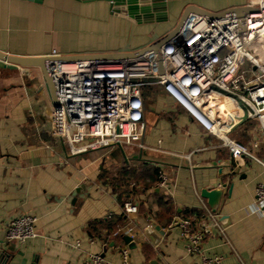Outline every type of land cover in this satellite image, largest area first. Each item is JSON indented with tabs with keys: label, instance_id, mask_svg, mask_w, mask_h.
Masks as SVG:
<instances>
[{
	"label": "crops",
	"instance_id": "0c3cea01",
	"mask_svg": "<svg viewBox=\"0 0 264 264\" xmlns=\"http://www.w3.org/2000/svg\"><path fill=\"white\" fill-rule=\"evenodd\" d=\"M164 1L167 20L139 23L113 13L107 0H0V50L45 56L56 49L57 57L136 50L171 32L191 6L220 12L256 0ZM44 80L37 66L0 67V249L11 255L7 264H87L90 253L121 264L122 247L134 264H264V216L250 211L256 186L264 182L263 165L230 156L160 85L144 91L141 145L72 154L46 131L40 106L51 95ZM230 135L249 145L259 138L252 119ZM255 152L264 157L262 142ZM118 170L121 179L112 183L108 175L119 176ZM121 185L136 186L138 193H120ZM127 199L139 205L138 240L131 243L118 235H129L126 220L120 225ZM208 212L220 219L225 236L209 234L200 253L190 252L173 222ZM26 213L37 216L38 235L8 241V221ZM155 225L166 231L157 243L145 231Z\"/></svg>",
	"mask_w": 264,
	"mask_h": 264
},
{
	"label": "built area",
	"instance_id": "2783aa9c",
	"mask_svg": "<svg viewBox=\"0 0 264 264\" xmlns=\"http://www.w3.org/2000/svg\"><path fill=\"white\" fill-rule=\"evenodd\" d=\"M246 7L243 30L234 13L214 18L190 13L161 46L162 69L155 50L129 57L50 62L57 101L47 94L41 102L46 131L64 142L72 154L113 144L141 145L146 130L144 90L160 85L221 140L219 146L230 156H247L264 166V157L255 152L260 142L264 145V68L250 55L261 59L260 53L264 52V0ZM252 7L257 10L252 11ZM254 44L260 47V53L255 51ZM51 55L57 56V50L53 49ZM247 119L256 122L259 133L258 140L251 145L230 135ZM166 184L168 175L161 171L160 185ZM123 211L126 232L135 236L139 205L127 199ZM250 211L264 216V182L256 186ZM37 219L28 213L12 217L6 227V239L24 243L36 237ZM173 223L180 226L190 252L200 253L209 234L225 236L220 219L211 212ZM120 253L121 264H134L128 247H122ZM86 262L113 264L101 253H90ZM241 263L245 264L244 260Z\"/></svg>",
	"mask_w": 264,
	"mask_h": 264
},
{
	"label": "water",
	"instance_id": "95a60500",
	"mask_svg": "<svg viewBox=\"0 0 264 264\" xmlns=\"http://www.w3.org/2000/svg\"><path fill=\"white\" fill-rule=\"evenodd\" d=\"M35 2H43V0H33ZM110 2L111 11L113 13H117L125 18L133 22L139 23H153L165 21L168 18V12L166 8V3L164 0H107ZM247 7H237L232 8L230 10H224L220 12H213L206 9H203L198 6L189 7L181 19V22L178 24L176 28H174L171 32H169L164 37L159 40L136 50L129 51H115V52H97L90 54H75V55H65V56H53V55H43V56H21L16 54H10L5 51L0 50V67L10 66L16 67L18 65L21 66H37L41 69L43 76L46 80L50 95L54 102L57 101L56 88L51 76V72L49 70V63L55 60H63V61H74L85 58H93V57H129V56H137L146 52L148 50H155L158 55V60L161 65V55L160 49L161 46L173 35L175 34L181 25L183 24L186 17L192 13H199L209 17H220L227 13L237 14L240 18L241 30L244 29L243 17ZM252 11L257 10L256 7L250 8ZM147 236L154 242L157 243L160 240L162 235L166 234V231L162 229L160 226H149L146 228ZM125 240L128 243L133 241H137L138 237L126 235L124 236ZM10 254L3 252L0 249V264H7Z\"/></svg>",
	"mask_w": 264,
	"mask_h": 264
},
{
	"label": "trees",
	"instance_id": "16d2710c",
	"mask_svg": "<svg viewBox=\"0 0 264 264\" xmlns=\"http://www.w3.org/2000/svg\"><path fill=\"white\" fill-rule=\"evenodd\" d=\"M152 87H147V88H145V90L144 91H146V90H148V89H151ZM128 172V171H127ZM157 172V171H156ZM155 171H154V173H156ZM117 173L119 174V176H116V177H114V175H113V173H109V175L107 174V173H102L101 174V176L103 177V178H106V177H108L109 176V178L111 179L110 181H112V183H114L116 180H119V178H120V174L122 173V171H120V170H118L117 171ZM116 173V174H117ZM108 175V176H107ZM135 176V175H134ZM134 176H129L130 177V182H131V180H132V178H135ZM121 179V178H120ZM127 179V178H126ZM152 180H154L153 178L151 179V182H146L145 183V186L144 187H142L143 189H141V190H145L148 186H149V184H151L152 183ZM130 182H127L128 184L127 185H129L130 184ZM117 186L116 188L120 191V193H122L123 191H127L128 193L129 192H131V193H133V194H136V193H138V189H136V186H133V188H129L128 186ZM125 220H126V215H124V213L122 214V216H121V224L120 225H122V224H124L125 225ZM123 226V225H122ZM121 226V227H122ZM118 235L120 236V238H123L124 237V232H123V230L122 231H119L118 232Z\"/></svg>",
	"mask_w": 264,
	"mask_h": 264
},
{
	"label": "bare ground",
	"instance_id": "6f19581e",
	"mask_svg": "<svg viewBox=\"0 0 264 264\" xmlns=\"http://www.w3.org/2000/svg\"><path fill=\"white\" fill-rule=\"evenodd\" d=\"M254 47H255V51H256V52H258V53L261 52V50H259L260 47L258 48V45L254 44ZM261 54L264 55V52H262ZM250 55H251L252 58L255 60V62H257L258 65H261V66L264 68V63H263L260 59H256L255 56H253L252 53H251ZM230 106H232V105L230 104Z\"/></svg>",
	"mask_w": 264,
	"mask_h": 264
},
{
	"label": "rangeland",
	"instance_id": "374dc122",
	"mask_svg": "<svg viewBox=\"0 0 264 264\" xmlns=\"http://www.w3.org/2000/svg\"><path fill=\"white\" fill-rule=\"evenodd\" d=\"M151 98H152V97H151ZM151 98H150V96H149V97L147 96V99H148V100H147V101H148L147 103H148V104H149V103H152Z\"/></svg>",
	"mask_w": 264,
	"mask_h": 264
}]
</instances>
